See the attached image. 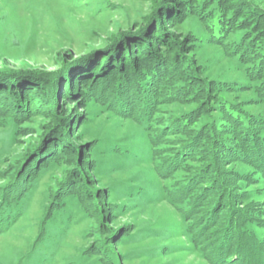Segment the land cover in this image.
Masks as SVG:
<instances>
[{
    "label": "rangeland",
    "instance_id": "obj_1",
    "mask_svg": "<svg viewBox=\"0 0 264 264\" xmlns=\"http://www.w3.org/2000/svg\"><path fill=\"white\" fill-rule=\"evenodd\" d=\"M242 117L264 0H0V264H264Z\"/></svg>",
    "mask_w": 264,
    "mask_h": 264
},
{
    "label": "trees",
    "instance_id": "obj_2",
    "mask_svg": "<svg viewBox=\"0 0 264 264\" xmlns=\"http://www.w3.org/2000/svg\"><path fill=\"white\" fill-rule=\"evenodd\" d=\"M217 7V6H216ZM140 83H141V85H143V82H141L140 81ZM145 88V87H144ZM242 119H243V127L244 128H249V132L248 131H246V135H248V137H250V140H254V141H256V142H251V144H250V148H255V147H257V145L256 144H258V145H260L261 143L264 145V135H262V134H259V131L256 129H254V127H251V129H254L253 131H251L250 130V123L248 122V119L247 118H244V117H242ZM255 132V133H254ZM250 134V135H249ZM259 137H260V139H259ZM255 145V146H254ZM252 146H254V147H252ZM244 149H246L245 147H244ZM240 155H242V153L240 154ZM240 157H242V156H240ZM5 210L4 211H6V212H4L3 213V215H6V213L8 212L7 210V208H6V206H5V208H4Z\"/></svg>",
    "mask_w": 264,
    "mask_h": 264
}]
</instances>
